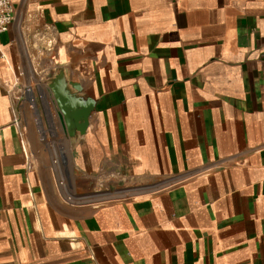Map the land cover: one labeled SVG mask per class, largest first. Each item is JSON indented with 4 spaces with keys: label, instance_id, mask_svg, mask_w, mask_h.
<instances>
[{
    "label": "crops",
    "instance_id": "0c3cea01",
    "mask_svg": "<svg viewBox=\"0 0 264 264\" xmlns=\"http://www.w3.org/2000/svg\"><path fill=\"white\" fill-rule=\"evenodd\" d=\"M0 53V264H264V0H16ZM43 90L70 201L17 112Z\"/></svg>",
    "mask_w": 264,
    "mask_h": 264
},
{
    "label": "rangeland",
    "instance_id": "374dc122",
    "mask_svg": "<svg viewBox=\"0 0 264 264\" xmlns=\"http://www.w3.org/2000/svg\"><path fill=\"white\" fill-rule=\"evenodd\" d=\"M46 69V67H45ZM48 69V68H47ZM39 85V83H36V85ZM48 84V83H47ZM47 84H43L46 86ZM35 84H31L33 88ZM41 89V87H40ZM9 90V88H8ZM43 94L41 95L38 91L35 93V101H36V107H34L29 100L26 98L23 102L19 101L20 104L17 103L18 109L17 112L22 116L23 119H25L26 122H28L30 128L33 131L34 140H35V147L37 150V156L42 159L43 161H47V163L50 165L51 168H54L55 166L59 167V178L64 180V174L62 173L63 165H62V158L61 154L64 153V156L66 159H70L67 155L68 150V142L65 141L67 138L63 136L64 130L62 128V125H53L52 129H50L46 122L44 117L48 114L50 115L49 108H52V111L55 112L53 109L54 104L52 100L51 94L48 92L46 93L45 90H43ZM18 102V101H17ZM49 107V108H48ZM42 119V123H40V120L37 122L38 115ZM56 116V113H54ZM56 123V120H55ZM46 134V140L44 142L40 141V135ZM53 135V136H52ZM45 139V138H44ZM58 161V164L55 165L54 162ZM66 175V174H65ZM107 177L106 180H101L103 182H113L116 179V175L114 174H108L105 175ZM104 176V177H105ZM100 179V177H99ZM65 181V180H64ZM69 190V189H68ZM126 192H128L126 189H116V190H108L101 188L100 190L95 191L94 193L90 194L91 199L95 200H103L109 196H118V195H125Z\"/></svg>",
    "mask_w": 264,
    "mask_h": 264
},
{
    "label": "water",
    "instance_id": "95a60500",
    "mask_svg": "<svg viewBox=\"0 0 264 264\" xmlns=\"http://www.w3.org/2000/svg\"><path fill=\"white\" fill-rule=\"evenodd\" d=\"M73 89L80 92L78 85H72ZM50 88L53 92L54 99L62 114L61 119L64 128L68 133L73 135L74 130L84 134L89 125V117L94 108V101L87 100L83 107H77L75 94H71L66 85L61 82V79L52 81Z\"/></svg>",
    "mask_w": 264,
    "mask_h": 264
},
{
    "label": "built area",
    "instance_id": "2783aa9c",
    "mask_svg": "<svg viewBox=\"0 0 264 264\" xmlns=\"http://www.w3.org/2000/svg\"><path fill=\"white\" fill-rule=\"evenodd\" d=\"M16 17V0H0V36L6 32L9 31L10 26L14 23ZM50 44H53V40L50 41ZM0 56L3 57V54L0 53ZM7 87L9 88L8 84ZM16 89V86L13 85L11 89L8 90L9 94L16 95L14 93ZM29 93V90H28ZM17 97V96H16ZM15 97V100H16ZM21 96L17 97V100H21ZM14 113V125L19 127L20 126V119L15 110H13ZM25 154L27 159H31L29 155H27L26 150ZM55 165L58 164V161L54 162ZM59 167L55 166L53 175L56 180L57 189L62 197L67 199L68 201L71 200V197L69 196L70 192L67 188V185L65 184V181L59 178Z\"/></svg>",
    "mask_w": 264,
    "mask_h": 264
}]
</instances>
